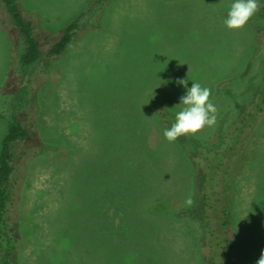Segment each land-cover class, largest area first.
Segmentation results:
<instances>
[{
	"label": "rangeland",
	"instance_id": "obj_1",
	"mask_svg": "<svg viewBox=\"0 0 264 264\" xmlns=\"http://www.w3.org/2000/svg\"><path fill=\"white\" fill-rule=\"evenodd\" d=\"M89 1L16 0L42 53L26 66L0 4V142L12 118L28 130L12 148L10 264H207L196 224L164 209L195 196L194 148L217 145L264 92V0L238 30L224 24L233 0H104L79 17ZM71 21L73 40L47 54ZM186 78L211 90L216 123L169 142ZM222 170L235 264H256L264 101Z\"/></svg>",
	"mask_w": 264,
	"mask_h": 264
},
{
	"label": "trees",
	"instance_id": "obj_2",
	"mask_svg": "<svg viewBox=\"0 0 264 264\" xmlns=\"http://www.w3.org/2000/svg\"><path fill=\"white\" fill-rule=\"evenodd\" d=\"M104 0H90L86 10L91 11ZM0 4L23 39L20 64L30 65L38 60L42 53L30 20L25 19L16 0H0ZM80 25L77 21L67 23L61 35L49 47L47 54L59 55L73 40ZM264 101V92L260 91L257 100L250 108L240 111L234 121L228 125L225 133L217 140V145L194 147L193 168H197L200 181L194 186L195 196L191 205L179 208H166L191 229L189 221L196 224L198 239L202 242L207 256V264H235L231 240V213L229 181L222 166L240 142L244 127L253 120L257 105ZM154 113L164 118L165 113L154 107ZM28 136L24 124L12 118L8 121L6 133L0 142V264H10L16 249L15 229L10 222L9 205L16 194L13 182L12 148Z\"/></svg>",
	"mask_w": 264,
	"mask_h": 264
},
{
	"label": "clouds",
	"instance_id": "obj_3",
	"mask_svg": "<svg viewBox=\"0 0 264 264\" xmlns=\"http://www.w3.org/2000/svg\"><path fill=\"white\" fill-rule=\"evenodd\" d=\"M259 9V0H233L224 24L229 30L241 29ZM177 84L183 85L186 92L180 97L178 105L183 107L175 113V122L163 132L169 142L188 134L194 135L204 127H211L216 123L217 109L210 100L211 90L194 81L188 87V78L177 80ZM186 204H192L190 197ZM256 264H264V250Z\"/></svg>",
	"mask_w": 264,
	"mask_h": 264
}]
</instances>
